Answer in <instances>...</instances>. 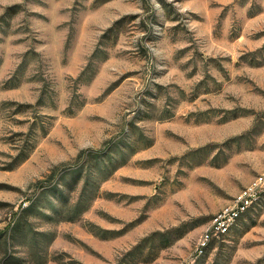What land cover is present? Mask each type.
I'll use <instances>...</instances> for the list:
<instances>
[{
  "label": "rangeland",
  "instance_id": "rangeland-1",
  "mask_svg": "<svg viewBox=\"0 0 264 264\" xmlns=\"http://www.w3.org/2000/svg\"><path fill=\"white\" fill-rule=\"evenodd\" d=\"M264 0H0V264H264Z\"/></svg>",
  "mask_w": 264,
  "mask_h": 264
},
{
  "label": "built area",
  "instance_id": "built-area-1",
  "mask_svg": "<svg viewBox=\"0 0 264 264\" xmlns=\"http://www.w3.org/2000/svg\"><path fill=\"white\" fill-rule=\"evenodd\" d=\"M264 191V170L258 173L246 186L217 211L211 218L210 224L202 234L197 246V253H203L212 239L227 235L235 227L241 215L253 204L258 202ZM182 264H193L186 261Z\"/></svg>",
  "mask_w": 264,
  "mask_h": 264
}]
</instances>
